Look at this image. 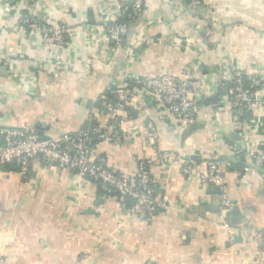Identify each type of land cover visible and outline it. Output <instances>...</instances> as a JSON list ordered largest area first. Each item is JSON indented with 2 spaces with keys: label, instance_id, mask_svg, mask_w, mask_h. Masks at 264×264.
Wrapping results in <instances>:
<instances>
[{
  "label": "crops",
  "instance_id": "obj_1",
  "mask_svg": "<svg viewBox=\"0 0 264 264\" xmlns=\"http://www.w3.org/2000/svg\"><path fill=\"white\" fill-rule=\"evenodd\" d=\"M103 1L22 2L45 23L67 29L64 47L45 45L37 30L22 38L15 18L2 23L0 127L60 138L89 123L120 124L125 139L96 143L93 159L116 174H135L143 162L168 209L129 214L127 199L42 159L26 173L0 164V252L6 264H264V168L252 169L251 155L235 149L242 129L264 124V107L241 116L239 129L230 103L221 102L237 69L264 97V0H202L195 10L183 0H145L142 18L129 25L124 46L114 52L101 19ZM173 38L196 47H180ZM45 62L48 69L39 72ZM57 62L66 71L54 72ZM165 73L191 78L204 100L220 93L216 109L204 104L196 126L186 131L158 116L145 96L134 98L121 115L112 112L115 98L108 88L124 74ZM150 122L159 133L155 147L147 138ZM248 142L264 153V138ZM213 154L221 160L237 155V163L224 161L221 184L235 204L228 214L234 241L219 216L221 188L199 178ZM189 156L194 173L186 176L182 162Z\"/></svg>",
  "mask_w": 264,
  "mask_h": 264
},
{
  "label": "built area",
  "instance_id": "obj_2",
  "mask_svg": "<svg viewBox=\"0 0 264 264\" xmlns=\"http://www.w3.org/2000/svg\"><path fill=\"white\" fill-rule=\"evenodd\" d=\"M191 10L203 6L202 0H183ZM24 0H0V28L8 18H15L18 32L22 38L28 37L31 31L40 32L45 45L64 47L69 38L64 26L56 27L37 18L29 9L21 7ZM102 23L111 43L112 52L123 47L129 25L140 20L145 11V0H104L99 7ZM24 40V39H23ZM172 41L178 46L196 44L191 40ZM18 53L20 50L17 49ZM48 63L37 67L39 72L46 71ZM67 66L57 62L54 72L66 71ZM115 98L112 112L121 115L138 96H145L151 104L153 111L162 118H170L179 123L182 131L190 129L203 110L204 98L201 89L195 87L191 78H175L167 73L159 77H139L124 74L118 82L108 88ZM259 88L245 85V75L240 69L233 74V85L227 95L221 100L229 102L232 113L240 129L243 123L241 116L253 110L264 107V97L259 95ZM215 138L222 133L221 121L216 119ZM247 130H241L237 135L241 144L235 148L237 151L245 150L251 155L254 165L260 170L264 168V153L257 151L248 142L251 136L264 138V124L256 122ZM147 138L151 146L155 147L159 133L154 124L147 125ZM125 139L119 125H105L101 127L88 126L86 129L73 135L60 138L43 137L36 130L7 129L0 127V164L17 165L22 173L29 171L30 167L42 159L48 165H55L68 169L78 174L81 178L90 179L97 183L105 192H115L117 196L130 201L129 214H146L153 216L158 212L168 209L166 203L153 188V179L147 171V166L139 162L135 174H116L104 164L93 159V149L98 142L119 143ZM162 162L169 161L168 154L159 153ZM192 157L182 162V172L186 176L194 173ZM207 172L200 174L199 178L204 185L219 186L222 190V203L219 216L223 220V229L228 233L231 241L235 234L228 214L234 210L235 204L226 197L225 188L221 185L226 176V163L218 154H213L208 159ZM261 250L264 253V235L261 237ZM0 264H6L4 255L0 252Z\"/></svg>",
  "mask_w": 264,
  "mask_h": 264
},
{
  "label": "water",
  "instance_id": "obj_3",
  "mask_svg": "<svg viewBox=\"0 0 264 264\" xmlns=\"http://www.w3.org/2000/svg\"><path fill=\"white\" fill-rule=\"evenodd\" d=\"M125 44V41L123 42V46ZM220 100V93L215 97V98H211V99H205L204 100V104L208 105L209 103L213 105V108L216 109V105L218 104ZM195 125H193L192 127H195ZM231 137L233 138H236L237 139V135L234 133V134H231ZM239 139V138H238ZM236 154H232L229 156V158H225L223 159V161H229V162H232V163H237L235 160H236ZM189 157H192V156H189ZM252 169H255V170H260L259 168H257L256 166H250ZM261 171V170H260Z\"/></svg>",
  "mask_w": 264,
  "mask_h": 264
},
{
  "label": "trees",
  "instance_id": "obj_4",
  "mask_svg": "<svg viewBox=\"0 0 264 264\" xmlns=\"http://www.w3.org/2000/svg\"><path fill=\"white\" fill-rule=\"evenodd\" d=\"M131 24H132V23H131ZM230 85H231V86L233 85V80L230 82V84H229L228 86H230ZM245 85H246L247 87H250V83L247 81L246 77H245ZM231 86H230V87H231ZM108 92H109V90H108ZM109 93H110V92H109ZM108 95H109V94H108ZM88 126H94V125H93L92 123H89V125H87L86 128H87ZM86 128H85V129H86ZM83 130H84V129H83ZM1 165H2V164H1ZM2 166H4V167H5V166H15V167H16L17 165L12 164V165H2ZM17 167H18V169H20L19 166H17ZM99 187H100V186H99ZM101 190H102V189H101ZM102 191H103V190H102ZM104 192H105V191H104ZM106 193H112V194H115V192H106ZM130 203H131V202L129 201V204H130Z\"/></svg>",
  "mask_w": 264,
  "mask_h": 264
}]
</instances>
